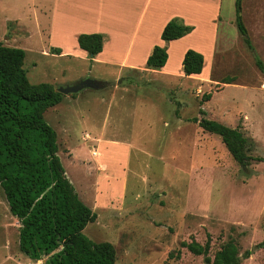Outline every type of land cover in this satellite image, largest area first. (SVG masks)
I'll return each mask as SVG.
<instances>
[{
	"label": "rangeland",
	"instance_id": "374dc122",
	"mask_svg": "<svg viewBox=\"0 0 264 264\" xmlns=\"http://www.w3.org/2000/svg\"><path fill=\"white\" fill-rule=\"evenodd\" d=\"M41 6L0 0V44L25 52L28 81L55 89L85 79L108 83L64 95L44 113L67 179L96 215L84 235L112 244L115 264H205L182 243L207 239L210 259L232 242L241 264H264V74L256 66L264 67L263 34L259 44L250 42L254 54L244 40L217 50L202 76H178L181 55L173 46L166 51L169 73L102 71L90 56L50 54ZM179 45L211 58L206 47L204 55L188 47L193 42ZM224 78L234 82L220 83ZM205 94L210 101H202ZM202 117L241 127L251 158L245 169L218 136L191 121ZM18 229L0 189V264H43L46 257L35 262L19 252Z\"/></svg>",
	"mask_w": 264,
	"mask_h": 264
},
{
	"label": "trees",
	"instance_id": "16d2710c",
	"mask_svg": "<svg viewBox=\"0 0 264 264\" xmlns=\"http://www.w3.org/2000/svg\"><path fill=\"white\" fill-rule=\"evenodd\" d=\"M236 25L245 44L254 54L240 17V0H236ZM192 31L179 18L163 28L161 39L170 42ZM100 34H80L78 47L94 58L102 50ZM52 54H60L52 49ZM255 56V55H254ZM25 52L0 44V189L10 214L19 223L18 250L32 261L43 264H115V250L108 242H93L83 233L96 215L78 197L67 179L58 157L57 135L45 121L44 113L61 103L63 95L48 83L31 84L23 68ZM165 48L155 46L147 57L146 69L160 70L167 61ZM203 56L187 50L182 71L186 76L199 74ZM256 66L264 74L260 61ZM233 78L220 83L231 84ZM211 94L203 95L208 102ZM200 113H205L200 109ZM206 133L218 136L227 152L239 165H247V139L241 127H227L206 118L191 119ZM259 160V159H256ZM264 243V242H263ZM205 264H241L237 247L222 243L210 259L209 239L204 245L195 241L182 243ZM171 256V255H170Z\"/></svg>",
	"mask_w": 264,
	"mask_h": 264
},
{
	"label": "crops",
	"instance_id": "0c3cea01",
	"mask_svg": "<svg viewBox=\"0 0 264 264\" xmlns=\"http://www.w3.org/2000/svg\"><path fill=\"white\" fill-rule=\"evenodd\" d=\"M40 2L43 3L40 9L41 33L46 38L48 47L51 50L59 49L58 56L74 58L79 55L86 59L88 55L78 47L77 36L100 34L103 37L102 50L90 61L102 66V71L118 68L120 71L126 69L169 73L165 71V66L160 70L146 69L147 57L155 46L164 47L166 51L173 46L180 49L179 61L182 62L187 46L182 47L179 44L187 41L195 43L197 46L188 47L198 52L204 54L203 47L210 52L211 58H203L204 68L208 60L209 66L216 61L217 50L226 51L231 49L233 43L243 42L236 25V0H40ZM240 17L250 42L252 40L259 44L261 40L257 37L260 34L264 36V0H240ZM173 18L181 19L193 30L180 39L164 42L160 39L162 30ZM66 35H72L70 43L62 41ZM50 54L52 55L51 52ZM203 68L199 76H202ZM178 76L186 75L182 71ZM262 90L264 91V86Z\"/></svg>",
	"mask_w": 264,
	"mask_h": 264
},
{
	"label": "water",
	"instance_id": "95a60500",
	"mask_svg": "<svg viewBox=\"0 0 264 264\" xmlns=\"http://www.w3.org/2000/svg\"><path fill=\"white\" fill-rule=\"evenodd\" d=\"M107 86H108L107 82L85 79V80L80 81L77 84L69 85L66 87H60V88H57L55 90L62 95H71V94L79 93L84 89L99 90V89H103ZM242 167H243V169H245V166H242Z\"/></svg>",
	"mask_w": 264,
	"mask_h": 264
}]
</instances>
